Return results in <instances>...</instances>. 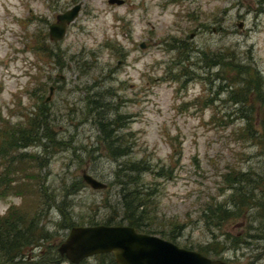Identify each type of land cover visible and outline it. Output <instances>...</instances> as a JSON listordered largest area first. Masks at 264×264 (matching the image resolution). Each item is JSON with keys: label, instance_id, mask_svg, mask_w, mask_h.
<instances>
[{"label": "rangeland", "instance_id": "rangeland-1", "mask_svg": "<svg viewBox=\"0 0 264 264\" xmlns=\"http://www.w3.org/2000/svg\"><path fill=\"white\" fill-rule=\"evenodd\" d=\"M76 3L50 41L48 24ZM217 50L261 76L250 80L253 102L236 81L246 73L220 70ZM102 115L127 149L117 159L96 127ZM0 127L33 128L24 147L0 150V172L15 170L0 216L11 206L37 213L48 236L11 264H71L56 245L72 225L119 221L114 171L138 159L154 171L141 176L156 236L229 264H264V0H0ZM82 169L105 188L87 186ZM207 204L229 214L205 224ZM77 264L115 263L97 253Z\"/></svg>", "mask_w": 264, "mask_h": 264}, {"label": "trees", "instance_id": "trees-1", "mask_svg": "<svg viewBox=\"0 0 264 264\" xmlns=\"http://www.w3.org/2000/svg\"><path fill=\"white\" fill-rule=\"evenodd\" d=\"M230 53L231 55L226 58V53L223 50H221V52L217 50L213 55L219 63L220 70L226 71L236 69V73L239 75L241 73H246L244 78H238L236 81L242 83L243 87H241L239 92L245 95L243 100L246 102H253L256 99L255 96L259 92V89H254L250 80L256 78V83L260 84L261 76L255 71L250 73L246 70H238L237 63L233 62L235 56L232 51ZM223 58H228L232 62H229V64L225 63L223 62L225 61ZM220 77L222 79H227L226 76ZM103 118L102 115L95 119L96 127L102 133V138L106 143L108 154L112 158L117 159L126 154L127 149L121 147L119 143L113 144L117 138L113 137L115 135H112L110 132L111 130L105 132L103 129V124L105 123ZM30 133H33V128L24 129L20 127L8 131L0 127V150L6 152L7 150L14 151L19 147H24L28 142L26 134ZM16 145L17 147L14 149V146ZM16 156H11L13 159L16 157L15 163L25 157V153H19L16 154ZM27 170L28 169L18 171L25 173ZM159 170L160 171L156 173L157 175L162 174L161 171L163 170V167H160ZM14 172L15 170L0 172V192L3 193L14 190V186H9L6 181L7 176L9 174L13 175ZM146 172L154 173L150 168V164L141 159L136 161L124 160L117 164L114 174L116 176V183L119 184L117 194L120 219L116 223H122V221H124L127 225L134 227L137 231L156 235L161 234L163 231L157 226L158 224L154 222L153 215H151L152 208H149L151 201H149V197L152 195V191H148L144 186L141 176ZM237 176L231 177L233 184L242 181V179H238L239 177ZM16 193H18V191H16ZM202 210L204 211V215H201L204 216L202 220L208 225H216L229 214L227 209L221 204H207ZM37 223V213L28 214L26 211H22L17 207L12 206L0 216V264L13 263L16 257L20 258L24 256V250H29L38 240L43 241L48 237L46 236L45 231L38 228ZM104 224H109V222H105ZM174 225L180 227V225L176 223H174Z\"/></svg>", "mask_w": 264, "mask_h": 264}, {"label": "water", "instance_id": "water-1", "mask_svg": "<svg viewBox=\"0 0 264 264\" xmlns=\"http://www.w3.org/2000/svg\"><path fill=\"white\" fill-rule=\"evenodd\" d=\"M107 2L121 3V0ZM79 8L80 4L76 3L54 16V20L47 26L50 41L56 42L63 37L66 26L76 17ZM235 25L243 31L242 19L236 20ZM139 47H143V44L140 43ZM51 90L49 86L48 94ZM80 176L92 189H103L106 186L104 181L93 177L85 169L81 170ZM56 251L72 264L97 253H109L115 264H229L225 259L211 258L198 251L178 247L168 240L137 231L127 224L72 225L56 245Z\"/></svg>", "mask_w": 264, "mask_h": 264}]
</instances>
